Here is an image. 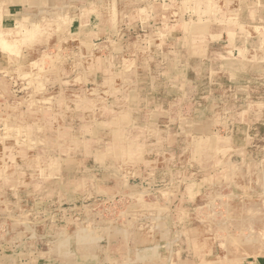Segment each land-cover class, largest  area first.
<instances>
[{
    "label": "rangeland",
    "instance_id": "rangeland-1",
    "mask_svg": "<svg viewBox=\"0 0 264 264\" xmlns=\"http://www.w3.org/2000/svg\"><path fill=\"white\" fill-rule=\"evenodd\" d=\"M7 2L0 0V8ZM175 2L201 23L189 35L181 28L190 37L183 55L190 59L180 72L188 79L189 102L165 108L173 116L186 114L177 126L152 121L158 132L150 152L122 150L106 158L68 153L74 143L55 137L53 115L43 109L56 97L45 79L54 71L53 54L65 49L67 29L58 22L64 17L49 13L45 26L25 29L28 52L44 56L43 66L49 61L52 69L38 75L7 64L0 72V149L6 150L0 158L9 161L0 172V264H234L264 257V0ZM159 13L148 19L144 35H183ZM16 31L9 33L14 40L22 34ZM228 33L245 41L237 52L229 48ZM124 95L97 92L90 110ZM21 108L33 120H47L23 131L8 116ZM85 111L76 112L83 127ZM80 124H73L72 134L82 133ZM62 141L63 151L54 153Z\"/></svg>",
    "mask_w": 264,
    "mask_h": 264
},
{
    "label": "crops",
    "instance_id": "crops-1",
    "mask_svg": "<svg viewBox=\"0 0 264 264\" xmlns=\"http://www.w3.org/2000/svg\"><path fill=\"white\" fill-rule=\"evenodd\" d=\"M175 3L176 6L174 0L152 4L143 3V0H9L6 6L0 8V72L6 73L9 64L11 70H20L23 73L39 75L40 70L49 73V69H52L49 61L43 66L44 61L42 63L41 59L44 56L37 55L36 58L28 52L29 47L23 38L24 32L29 26H45L49 13L55 20L64 17L63 23L61 19L58 22L59 26H65L68 32L63 44L65 49L53 54L54 71L45 79L49 89L56 94L52 106L43 108L53 115L54 124L50 122V125H54L55 137L74 143L68 151L73 156L100 154L102 158H106L110 154H132V150L137 149L150 152L153 148L151 139H156L158 132L154 133L152 130V121L164 123L166 127L168 124L170 127L173 124L177 126L186 114L182 115V111H178L176 116H173L174 114H168L165 108L172 105L181 107L189 102L188 95L184 98L188 79L180 75L184 69L182 64L187 63L186 59H190V56H183L190 48V37L184 36L183 30L189 35L191 27L198 28L201 23L196 24L197 19H194V16L191 21V12H184V8ZM160 10L165 12V19L170 26L183 29L182 36L172 35L179 30H172L167 38L157 39L156 36L148 37L143 34L148 19L160 18ZM142 11L145 15L152 16L147 18L131 13L141 14ZM31 12H35L32 18L29 17ZM49 19L53 21V18ZM19 28L22 34L17 36H20V39L14 40L15 35L9 33ZM234 35L237 36V33ZM234 35L228 33L231 37L229 48H234V52H237L236 48L243 47L245 41L240 43ZM43 38L45 39L40 37ZM15 41L17 46H12ZM192 57L198 59L201 56L198 54ZM160 60H164L165 70L160 68ZM179 60H182L180 64ZM176 85L178 94L172 96L171 89ZM113 91L119 92V95H128L113 100L111 105L109 102L100 101L103 107L90 110L97 92L111 94ZM85 106L83 127L77 123L76 110L79 112L80 108ZM9 113L10 120H13L17 127H22L23 131H29L32 122L47 120L44 115L40 117L42 113L38 115V120H33L29 111L23 108ZM62 124L64 125L61 126ZM73 124L83 127L79 136L72 134ZM165 132L168 136L167 129ZM38 140L42 138L38 137ZM62 142L54 146V153L63 151L61 146L64 141ZM12 148L9 146V151L14 154ZM4 151L6 150L0 149V154L3 155ZM73 163L71 166L75 167L78 162L75 160ZM0 164V172H4L3 169L9 165V161H4L2 157ZM234 264H264V257Z\"/></svg>",
    "mask_w": 264,
    "mask_h": 264
},
{
    "label": "bare ground",
    "instance_id": "bare-ground-1",
    "mask_svg": "<svg viewBox=\"0 0 264 264\" xmlns=\"http://www.w3.org/2000/svg\"><path fill=\"white\" fill-rule=\"evenodd\" d=\"M258 10V9H257ZM256 16V15H255ZM262 18V17H261ZM17 32V31H16ZM188 46V45H187ZM120 63V62H119ZM222 77V76H221ZM240 78V77H239ZM85 89V88H84ZM252 90V89H251ZM238 93V92H237ZM164 97V96H163ZM165 107V106H164ZM124 123V122H123ZM113 125V124H112ZM159 131H161V130H159ZM162 132V131H161ZM154 133H156V132H154ZM130 135V134H129ZM127 137V136H126ZM122 143V142H121ZM138 143V142H137ZM149 146H150V144H149ZM166 146V145H165ZM153 147V146H152ZM161 151V150H160ZM154 153V152H153ZM16 158V157H15ZM20 159V158H19ZM29 159V158H28ZM32 159V158H31ZM144 159V158H143ZM28 161V160H27ZM31 161V160H30ZM157 161V160H156ZM149 163V162H148ZM222 168V167H221ZM25 172V171H24ZM163 175V174H162ZM260 177V176H259ZM78 179V178H77ZM218 181V180H217ZM261 182H262V180H261ZM213 184V183H212ZM243 191V190H242ZM2 192V191H1ZM194 194V193H193ZM246 194V193H245ZM57 202V201H56ZM62 205V204H61ZM261 206V205H260ZM260 206H258V208H260ZM246 208H248V207H246ZM250 208V207H249ZM253 208V207H252ZM252 208H251V211H253L252 210ZM245 209V208H244ZM245 210H247V209H245ZM260 210V209H259ZM239 211V210H238ZM262 211V210H261ZM264 211V210H263ZM262 211V212H263ZM245 212V211H244ZM215 213V212H214ZM214 213H212V214H214ZM264 213V212H263ZM244 214V213H243ZM254 214H256V210H255V213ZM244 215H246V216H248L247 214H244ZM259 215V214H258ZM208 217V216H207ZM246 218V217H245ZM217 221V220H216ZM228 221V220H227ZM17 222V221H16ZM60 222V221H59ZM220 222V221H219ZM12 223V222H11ZM10 223V224H11ZM186 223H187V221H186ZM189 224V223H188ZM215 224V223H214ZM233 224V223H232ZM247 224V223H246ZM216 225V224H215ZM229 225V224H228ZM228 225H226V226H228ZM12 226V225H11ZM238 226V225H237ZM23 227V226H22ZM41 227V226H40ZM202 227V226H201ZM213 227H215V226H213ZM231 227V226H230ZM240 227V226H239ZM166 228V227H165ZM189 228V227H188ZM217 228V227H216ZM12 229H14V228H12ZM16 229V228H15ZM164 230V229H163ZM217 230V229H216ZM218 230H219V228H218ZM18 231V230H17ZM25 231V230H24ZM171 231V230H170ZM225 231H226V229H225ZM224 231V232H225ZM79 232V231H78ZM191 232V231H190ZM219 233H220V231H219ZM231 233V232H230ZM46 234V233H45ZM186 234V233H185ZM261 234V233H260ZM91 235V234H90ZM84 236V235H83ZM207 236V235H206ZM220 236V235H219ZM232 235L230 234V237H231ZM254 236V235H253ZM49 237V236H48ZM47 237V238H48ZM78 237V236H77ZM208 237H209V235H208ZM239 237V236H238ZM256 237V236H255ZM82 238V237H81ZM233 238V237H232ZM231 238V239H232ZM235 238V237H234ZM263 238V237H262ZM56 239V238H55ZM70 239V238H69ZM79 239V238H78ZM83 239V238H82ZM204 239V238H203ZM220 239V238H219ZM240 239V238H239ZM257 239V238H256ZM261 239V238H260ZM205 240V239H204ZM50 241V240H49ZM71 241V240H70ZM77 241V240H76ZM259 241V240H258ZM52 242V241H51ZM54 242V241H53ZM80 242V241H79ZM37 243V242H36ZM76 243V242H75ZM90 243V242H89ZM199 243V242H198ZM217 243V242H216ZM222 243H224V242H222ZM242 243V242H241ZM35 244V243H34ZM47 244V243H46ZM56 244V243H55ZM71 244H72V242H71ZM83 244V243H82ZM81 244V245H82ZM88 244V243H87ZM86 244V245H87ZM210 244H211V242H210ZM247 244V243H246ZM77 245V244H76ZM75 245V246H76ZM80 245V244H79ZM80 245V246H81ZM223 245V244H222ZM238 245V244H237ZM236 245V246H237ZM241 245V244H240ZM245 245V244H244ZM262 245V244H261ZM37 246V245H36ZM58 246V245H57ZM89 246V245H88ZM254 246V245H253ZM77 247H79V246H77ZM85 247V246H84ZM84 247H82V248H84ZM217 247V246H216ZM57 248V247H56ZM73 248V247H72ZM75 248V247H74ZM85 248H87V247H85ZM89 248V247H88ZM250 248V247H249ZM76 249V248H75ZM218 249V248H217ZM234 249V248H233ZM259 249V248H258ZM89 250H91V249H89ZM255 250V249H254ZM70 251V250H69ZM74 251V250H73ZM202 251V250H201ZM258 251V250H257ZM77 252V251H76ZM220 252V251H219ZM222 252V251H221ZM224 252V251H223ZM240 252V251H239ZM71 253H72V251H71ZM207 253V252H206ZM217 253V252H216ZM216 253H214V254H216ZM75 254V253H74ZM212 254V253H211ZM236 254V253H235ZM221 255V254H220ZM225 255V254H224ZM204 256H205V254H204ZM207 256V255H206ZM211 257V256H210ZM242 257H244V256H242ZM209 258V257H208ZM225 258H226V256H225ZM245 258V257H244ZM149 259V258H148ZM214 259V258H213ZM219 259V258H218ZM217 259V260H218ZM228 261V260H227ZM210 262V261H209ZM221 262V261H220ZM230 263V262H229ZM228 263V264H229ZM74 264V263H73ZM200 264H205V262H201Z\"/></svg>",
    "mask_w": 264,
    "mask_h": 264
}]
</instances>
